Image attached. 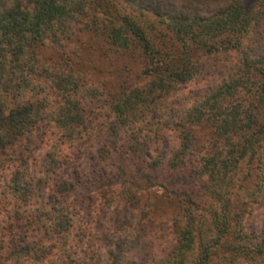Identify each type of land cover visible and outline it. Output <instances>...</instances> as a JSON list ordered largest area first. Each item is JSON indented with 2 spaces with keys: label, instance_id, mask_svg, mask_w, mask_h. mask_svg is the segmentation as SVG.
I'll return each mask as SVG.
<instances>
[{
  "label": "trees",
  "instance_id": "trees-1",
  "mask_svg": "<svg viewBox=\"0 0 264 264\" xmlns=\"http://www.w3.org/2000/svg\"><path fill=\"white\" fill-rule=\"evenodd\" d=\"M120 1L125 13L101 19V34L117 52L142 54L146 80L93 107L92 86L38 50L88 27L86 16L105 12L98 0H0V195L19 207L4 257L36 264H264V0ZM133 12L155 20L179 50L168 54L163 42L152 43ZM210 54H233L227 72L202 91L179 95L207 74L194 56ZM200 121L212 131L198 146L193 127ZM165 129L175 133L174 147ZM117 142L150 170L188 169L203 179L208 202L186 198L169 223L133 217L125 206L118 214L110 203L94 226L75 227L67 198L79 184L65 176L59 151L85 145L93 147L87 154L105 158ZM97 180L91 170L85 184ZM155 239L167 245L146 252Z\"/></svg>",
  "mask_w": 264,
  "mask_h": 264
},
{
  "label": "rangeland",
  "instance_id": "rangeland-1",
  "mask_svg": "<svg viewBox=\"0 0 264 264\" xmlns=\"http://www.w3.org/2000/svg\"><path fill=\"white\" fill-rule=\"evenodd\" d=\"M98 2L105 12L96 13L94 11L86 16L84 20L86 22L88 20V27L77 31L63 45L48 44L38 50L39 57L57 65L60 69L70 71L83 84L92 86L95 92L92 100L93 107L109 100L110 94L117 93L122 87L139 84L146 80V77L141 74L144 64L142 54H139L134 48L117 52L107 43L105 35L101 34L103 30L101 19L110 16L116 17L125 13L121 1L98 0ZM246 3L252 6L254 0H246ZM131 15L145 24V30L149 32L152 43L158 46L163 42V48L168 54L179 50V45L176 43L177 47L171 46L172 42L164 35V30L151 17L139 16L138 13L134 12ZM201 56H194V59L201 60L202 70L207 74L205 76L201 74L194 81L186 84V88L178 91V94L184 98L189 95L188 91H197L210 81L219 80L220 77L217 73L220 72L221 76L227 72L233 62V54L229 56L210 54L200 58ZM212 64H215L214 66L220 71L215 73ZM193 129L195 131L194 142L198 146L212 131L210 124L204 121L194 124ZM164 138L169 141L168 148L176 145L175 133L171 129L164 130ZM49 143L50 139L47 145H43L37 151L38 156H41L43 151L48 149ZM113 145H115L114 148H110L109 154L105 158L102 156L101 158L100 155L91 156L87 154L92 152L93 147L88 148L85 145L76 146L77 150L63 146L59 151L60 162L66 161L62 168H68V173L65 176L79 184L74 195L67 198L69 211L74 216L75 227L94 226L92 220H100L97 214L104 213L103 210L110 203L119 207L117 208L118 214L125 212L120 211V208L125 206L124 209L133 217L138 218L147 215L156 219H164L162 221L169 223V219L175 217L177 210L180 209V202L186 198L197 200L200 205H205L208 202L202 195L203 179L196 177L188 169H172L167 165H159V167L150 170L147 168L149 162L146 163L135 158L118 142ZM156 146L160 147V143H154L155 148ZM154 147L149 146V151H153L152 148ZM71 168L75 170L73 174ZM91 170H96L98 180L92 185L85 184L87 178H90ZM12 200L8 194L0 195V264H36L29 262V260L13 262L4 257L5 250L2 249V246H8L6 232H17L15 231L17 227H13L14 222L11 216L12 210L16 209L19 212V207ZM130 222L127 223L130 226L129 234L133 235L134 230L131 228L134 226L132 221ZM21 223H17L20 230L22 228ZM162 225L167 227L168 224L162 223ZM104 226H107L106 223ZM165 245L167 242L155 239L147 246L146 252L155 253L157 248H163Z\"/></svg>",
  "mask_w": 264,
  "mask_h": 264
}]
</instances>
